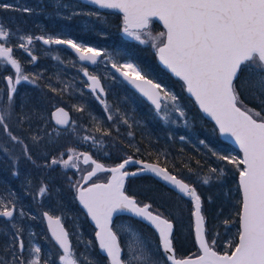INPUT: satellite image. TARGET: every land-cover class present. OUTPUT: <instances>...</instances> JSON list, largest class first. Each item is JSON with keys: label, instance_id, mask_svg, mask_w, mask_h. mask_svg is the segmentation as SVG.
Segmentation results:
<instances>
[{"label": "snow or ice", "instance_id": "6c2138e0", "mask_svg": "<svg viewBox=\"0 0 264 264\" xmlns=\"http://www.w3.org/2000/svg\"><path fill=\"white\" fill-rule=\"evenodd\" d=\"M101 9H116L123 13V32L141 44L150 41L156 49L159 60L177 77L184 81L187 91L195 97L200 109L215 120L219 131L233 137L243 152V157L219 155L218 159L227 161L239 169V188L242 192L240 201L238 242L231 254L221 255L215 251V240L209 241L206 219L202 213L201 196L195 187L177 179L166 168L159 164L145 163L132 156L123 159L114 167H105L91 155L77 153L75 149L68 150L67 159H52V165H62L64 168H79V161L92 165L87 174L82 177L83 184H88L97 173L108 172L111 175L106 182H92L87 187L77 182L75 185L77 198L87 215L95 222V236L99 249L106 253L109 264H160V260L147 248L137 229L131 224L121 226V231L133 241H139L141 250L128 259H122V248L117 232L113 230V216L119 212H128L134 218L147 221L158 232V251H162L161 259L171 264H264V107L260 111L250 108L241 98L238 87L250 85L253 94L264 105V0H90ZM2 8L12 5L0 4ZM30 12L31 9H23ZM153 18L163 22L166 29L156 36L152 35ZM11 32L0 24V63L11 66L13 75L5 77L6 89L4 99L0 100V132L5 133L10 141L22 145L24 155L31 160L29 146L17 135H13L9 121L15 112L14 96L17 85L21 82L35 83L36 77L25 75L20 61L13 56V47L6 46ZM35 39L44 44L66 45L79 54L81 61L97 63L104 55L101 50L87 47L74 40L45 39L43 36ZM24 41L17 44L35 61L29 45L33 43L32 36L20 37ZM108 59H111L108 57ZM112 68L119 72L125 80L147 97L156 108L161 110V99H170L173 104L177 98L167 92L161 84L148 79L140 67L130 61L112 63ZM93 94L105 106L108 105L101 94L104 87L100 78L89 74L83 69ZM245 79L241 82L240 78ZM56 91V89H51ZM83 111V107H78ZM184 115L178 107L175 109ZM58 125L68 126V113L63 108L53 113ZM167 116L165 115V119ZM107 119L112 120V115ZM127 123V121H124ZM95 131L102 132L97 124ZM103 135H111L103 131ZM33 145H38L43 139L39 134L30 135ZM183 139V137H182ZM84 140L99 143L96 137L85 136ZM203 143V141H201ZM7 151V149H5ZM137 152L140 150L137 148ZM215 154V153H214ZM63 155V154H62ZM142 165L137 171L129 172L127 167ZM243 166V167H241ZM212 173H219L211 169ZM150 172L166 181L193 203L194 234L201 251L196 259H179L176 257L173 245V222L164 217L159 211L152 210L150 203L140 204L136 198L125 190L128 177L139 173ZM16 174V173H14ZM211 176L203 178L208 184ZM47 186H42L37 193L43 197L47 194ZM19 211L14 204L5 203L0 198V217L11 221ZM51 237L62 255L58 259L62 264H81L72 250L69 234L61 223V218L45 212ZM227 224L228 221H225ZM14 226V225H13ZM22 230L17 228L11 242L10 258L0 259V264H49L50 257L42 261L41 248L30 249L31 255L25 257V245L19 239ZM90 243V242H89ZM228 247H233L229 241ZM83 264H97L88 255H83Z\"/></svg>", "mask_w": 264, "mask_h": 264}, {"label": "rangeland", "instance_id": "374dc122", "mask_svg": "<svg viewBox=\"0 0 264 264\" xmlns=\"http://www.w3.org/2000/svg\"><path fill=\"white\" fill-rule=\"evenodd\" d=\"M0 4L12 5L7 9L0 7V24L11 32L6 46L13 47V56L20 61L24 74L36 77L35 83L22 81L17 85L14 96L15 112L9 121L13 135L19 136L24 144L29 146L31 160L24 155L21 144L10 141L5 133L0 132V173L17 184L11 192L3 194L0 191V198L5 203L11 202L17 210H22L24 213L21 216L18 211L15 220L7 227L3 220L0 221L1 259L9 258L6 254L11 246L8 229L13 225L15 227V222L26 216L24 210L19 207L24 196L23 192H25V195H28L34 202H38L39 213L41 209L47 210L66 220L72 233V250L80 259L81 264H83V255L92 257L97 264H108L107 259L99 253L94 228L89 224L86 215L75 200L72 181H76V178L72 176L73 174L60 173L62 171L56 169L55 166L52 167L50 163L44 166L45 161H42L43 158H53L51 154L55 152L62 140H66L68 145L62 150L63 155L59 158H67L68 154L65 152L70 148L89 152V148L100 152L105 151V141L102 144H93L91 140H84L85 136H92L91 131L83 122L85 114H88L91 121L96 124H103L107 128L114 127L117 136H124L131 146L143 152H146L147 148L138 144L136 136L129 132L128 127L123 132L120 127L126 124L124 121H127L131 127L139 130L140 137L146 136L151 138L149 140H153L155 135L150 128L147 116L159 121L162 130L166 133L164 138L173 144L176 143L179 151L182 152H177L174 147H171L167 139L162 142L155 141L154 149L163 155V158H160L161 162L169 165L174 175L181 174L179 178L182 180L183 177H187L204 193L206 209H203V213H206L208 223L212 222L209 233L215 239L220 252L231 253L238 242L239 224L235 216L240 211L241 201L238 185L239 169L227 161L218 159V156L228 155L242 158L241 154L232 146L222 142L216 129L209 126L195 112L193 105L181 97V92L184 91L182 88L171 83H163V81L157 82L158 74L148 66V63H143L145 67L143 74L161 84L167 92L177 98L175 104L170 99L164 98L163 107L159 112L130 91L109 70L110 63L132 62V59L141 65L140 61L134 57L136 54L134 47L155 49L151 41L148 44H141L127 36L123 32L122 15L100 11L78 0H0ZM25 8L31 11H23ZM161 27H157L152 22V35L156 36L160 32H165ZM23 36L33 37L29 50L36 57L35 61L31 60L27 52L17 47L18 43L24 42L20 40ZM41 36L45 39H71L87 47L101 50L104 55L97 68L93 70L82 65L73 54L60 45H46L42 40L35 39ZM85 68L89 74L102 78L107 94L101 97L108 105L107 110L88 87L89 81L83 73ZM13 74L14 70L10 65L5 66L0 63V100L4 99L7 91L5 77ZM244 79L245 77L242 76L241 82ZM53 88L56 91H52ZM240 91L251 103L252 108L260 111L264 107L260 100L255 98L254 90L250 85L240 87ZM117 92L118 95H116ZM59 106L70 110L73 116L70 127L64 131L57 130L51 121V111ZM78 107H83L84 110L78 111ZM177 107L183 111V116L175 110ZM137 114L144 119L138 118ZM108 115H112L113 119H107ZM36 134L42 136L43 139L38 145H33L29 137ZM115 143L114 147H117L118 143L116 141ZM187 150L190 151L189 155L184 154ZM190 155H194L198 160L196 162L187 161L182 167L180 158H192ZM211 169H217L219 178H217V173L210 171ZM85 170L86 168L81 167L79 172L83 173ZM208 176L212 179L208 184H204L203 178ZM96 179L105 181L107 176L101 175ZM45 185L48 189L47 194L38 199L37 193ZM128 189L133 195H140L145 200L155 202L161 210L168 213L176 224V243L183 248H192L191 205L186 204L180 199L181 197H177V194L170 192L172 195L159 188L152 179L129 182ZM225 221L228 223L226 224ZM124 224H131L138 230L143 242L160 260V264H169L161 259L163 254L158 251L159 240L152 232L141 228L126 217L116 221L114 225L125 251L123 259L136 255L142 247L139 241L131 240L120 230ZM229 241L232 242L233 247H228ZM42 245L46 250L45 254L42 253ZM31 247L41 248L42 261L50 257L49 264H62L58 259L62 253L53 243L43 242L41 244L33 238ZM199 254L200 252L197 251L195 256ZM30 255L31 253L28 254ZM24 256L28 257L25 254Z\"/></svg>", "mask_w": 264, "mask_h": 264}, {"label": "trees", "instance_id": "16d2710c", "mask_svg": "<svg viewBox=\"0 0 264 264\" xmlns=\"http://www.w3.org/2000/svg\"><path fill=\"white\" fill-rule=\"evenodd\" d=\"M122 23H123V18H122ZM154 23H155V25L157 27H159V28L161 27L158 23H156V22H154ZM134 52L136 53L134 57H136L140 61V63H141V67H142L143 73L145 71V67H144L143 63L144 64H147L148 63V66L151 69H153L155 73L158 74L157 77H158L159 80L157 82L160 83L161 81H163V83H166V82L167 83H171L172 85H174L176 87L179 86L180 88H182L184 91H183V93L181 92V97L183 99H186L187 101H189L193 105L195 112L200 117L203 118L202 114L198 110V108H197L196 104L194 103V101L192 99H190L186 95L185 89H184V85L182 84V82H180L179 80L174 79L169 73H167L163 68H161V66L159 65V63L157 61L156 53H155V51H154V49L152 47H150V48H143V47L136 48V47H134ZM133 60H135V59H133ZM238 90L240 91V87H238ZM240 93H241V98L244 100L245 104H247L248 107L252 108L251 103L245 98L244 94H242L241 91H240ZM116 95H118V92H117ZM115 105L117 106V102H115ZM115 105H113V107H115ZM137 117L138 118L140 117L141 119H144L139 114H137ZM147 117H148L147 120L150 123V128L153 130V133L155 135V137L152 138L153 140H149L151 138H149V137L147 138L146 136L145 137H140L139 130L134 129V127H131L128 124V122L120 127L121 132L126 131L127 130V127H128L129 132L132 133V134H134L136 136V138L138 140V144L140 143L142 146H145L147 148L146 152H143V150L137 152L136 151L137 148L135 146H131L127 142V140L124 139V136L123 137H120V136H117L116 135V132H115V128L114 127L107 128L103 124H98L101 127L102 132L103 131H110L111 132V135H108V136L103 135L102 132L95 131V128L97 127V124L94 123L93 121H91V119L89 118V115L88 114L87 115L85 114V117H84V121L83 122L86 125V127L91 131L92 136L97 138V141H99L98 144H102L103 141H105V143H106L105 144V151L104 152H100V151L94 150L92 148H89L90 152L89 151H87V152H89L97 160H100V161L104 162L105 164H109V165H111V164H117V163L121 162L123 159L127 158L128 156H132V157L142 158V159H144L146 161L158 163V164L162 165L163 167L167 168L169 171H173L169 165L165 164L164 162H161L160 158H163V155L161 153H159L157 150H155L154 149V146H153V143L155 141L162 142V141L166 140L167 138H164V136H165L166 133L162 130V128H161V126L159 124L160 123L159 121H157L154 117H153V119H151L149 116H147ZM205 121H206V123L209 126H211L212 128L216 129L219 139L222 142H224L220 138L219 133H218V130L215 127V125L213 123L207 121V120H205ZM115 141L118 143L117 147H114V145L116 144ZM167 141L169 143H171V141H169L168 139H167ZM70 143H72V141H70ZM224 143H226L227 145H230L227 142H224ZM67 145L68 144H67V141L66 140L60 141L59 144H58V146H57V148L55 149V152L51 154L53 158H43L42 161H45L44 162L45 164L43 163L44 166H47V164L50 163L52 159H67V158H59V157H62V153L61 152H62V150ZM176 145H177L176 143H174V144L171 143V147H174L177 152L182 153L181 150L179 151V149H178V147ZM68 150L65 152L66 154H68ZM75 150L77 151V153H82L83 151H86V150L80 151V150H78L76 148H75ZM236 151H238V150H236ZM185 153H186V155H189L190 154V151L187 150L186 152H184V154ZM190 157H192V158H180V165L182 167H184L183 165L186 164L187 161H189V162H196V160H198V158H196L194 155H190ZM50 165L52 167L55 166L56 169H60L62 171L60 173H63L64 172V173H68V174H71V175L73 174L72 176L76 178V181H72L73 187H75V185H76L77 182H80L81 175L80 176H76V174L74 172L75 171L74 168H70V167L69 168H64L62 165H59V164L58 165H52L50 163ZM101 175H106V174H101ZM180 175L181 174H179V176ZM176 176H178V175H176ZM149 179H152L158 185L159 188H162L163 190L167 191L168 193L173 192L168 187H166L164 184L160 183L159 181H157L153 177L147 176V175L146 176H138V177H135V178H130L128 181L129 182H132L134 180H144V181H147ZM183 180L186 181L187 183L193 185L197 189L199 195L201 196L202 202L203 203L204 202L206 203L204 193L201 192L198 189V187L193 182H191V180H189L187 177H183ZM6 182H8V184H6ZM129 182H127L126 192L127 193L129 192L131 196L135 197L137 199V202L138 203H140V204L150 203L152 205V210L159 211L164 217H166V218H168V219H170V220L173 221L172 217L168 213H166L165 211L161 210L159 208V206L155 202H152L150 200H145V198L143 196H140V195L139 196L138 195L137 196L136 195H133L131 193V191L128 189ZM13 187H17V184L15 182H13L12 180H10L6 175H1V173H0V191L3 194L4 193H8V192H11L12 191V188ZM170 194H172V193H170ZM177 197L180 198L181 196L178 195ZM180 199L183 200V201H185L186 204L191 205L192 211H193L192 202L190 200L184 199L182 197ZM205 203L203 204L202 210L203 209H206L205 208L206 207L205 206ZM239 208H240V206H239ZM205 214H204V216H205V219H206V229H207V234H209L207 236H208V239H210L209 241H212V240H215V239H213L211 237V235L209 233V230L211 231L212 222H209L208 223L207 216ZM235 218L238 220V224L240 226L239 215L236 214ZM130 219L132 221H134L137 225H139L141 228L148 229L158 239L157 234L150 227L146 226L145 224L141 223L138 220H135L133 218H130ZM174 224H175V222H174ZM175 226H176V224H175ZM176 234L177 233H176V228H175V232L173 234V241H174V245H175V249H176L177 255L178 256H182V257H194L197 254V251H199L197 249V246H196V243H195L194 234H193V239L191 238L192 248H183L179 244H177L176 243V240H175L176 239ZM218 248L219 247L216 245V241H215V250H217L218 252H220V250ZM221 253H223V252H221Z\"/></svg>", "mask_w": 264, "mask_h": 264}, {"label": "water", "instance_id": "95a60500", "mask_svg": "<svg viewBox=\"0 0 264 264\" xmlns=\"http://www.w3.org/2000/svg\"><path fill=\"white\" fill-rule=\"evenodd\" d=\"M79 1H81L82 3H84V4H86V5H89V6H93V7H96L97 9H99V10H109V11H113V12H116V13H119V14H121V15H123V13L122 12H120L119 10H116V9H101V8H99V6L98 5H94V4H92L91 2H90V0H79ZM153 20H155L156 22H158L163 28H164V30L166 31V29H165V27H164V25H163V22H161V21H159L157 18H153ZM61 47H63V48H65L67 51H69V52H71V54H73L78 60H79V62L81 63V64H83V65H86V66H88V67H90V68H94L98 63H99V60L101 59V57H99L98 59H97V63L96 64H92L91 62H89V61H81L80 59H79V54L78 53H76L73 49H71L70 47H68V46H66V45H60ZM155 53H156V50H155ZM156 58H157V61H158V63H159V65L161 66V68H163L167 73H169L174 79H176V80H179L180 82H182V84L184 85V89H185V93H186V95L190 98V99H192L193 101H194V103L196 104V106H197V108H198V110L200 111V113L202 114V116H203V118L205 119V120H207V121H209V122H211V123H213L214 125H215V127L217 128V130H218V133H219V136H220V138L224 141V142H227V143H229L231 146H233L236 150H238L239 152H240V154H241V157H243V152H242V150L240 149V147H239V145L235 142V140H234V138L233 137H230V136H226V135H224V134H222L220 131H219V126L216 124V122H215V120L214 119H212L208 114H206L205 112H203V110L202 109H200V107H199V104L196 102V100H195V97L194 96H192L188 91H187V88H186V85H185V83H184V81L183 80H181L179 77H177L173 72H171V70L169 69V68H167L160 60H159V57H158V55H157V53H156ZM112 65V64H111ZM110 65V67H111V69H112V71H113V73L116 75V77L128 88V89H130L132 92H134L135 94H137V95H139L148 105H150L151 107H153L155 110H156V108H155V105L147 98V97H145L138 89H136L133 85H131L130 83H128V81L127 80H125L124 79V77H122L121 75H120V73L119 72H116V70L115 69H113L112 68V66ZM7 77V76H6ZM101 81V80H100ZM5 82H6V80H5ZM89 84H90V81H89ZM101 84H102V86L104 87V85H103V82L101 81ZM104 90H105V87H104ZM106 94V90L104 91V94H101V96H104ZM163 101H164V98H162L161 99V109H162V107H163ZM59 108H63L64 110H65V112H67L68 113V126L67 127H65V126H63V125H58V124H56V122H55V117L53 116V113H55L56 111H57V109H59ZM51 121H52V124L58 129V130H66V129H68L69 127H70V125H71V123H72V114H71V112H70V110H68L67 108H65V107H63V106H59V107H56V108H54L52 111H51ZM82 153H85V154H87V155H91L90 153H88V152H82ZM92 156V155H91ZM92 158L94 159V157L92 156ZM134 159H136V160H142V159H139V158H137V157H133ZM96 160V159H95ZM142 161H144V160H142ZM97 162H99V163H103V162H101V161H98L97 160ZM145 163H154V162H150V161H144ZM81 163L83 164V162H82V158H81ZM104 164V163H103ZM154 164H157V163H154ZM83 165H85V164H83ZM90 165V164H89ZM105 165V164H104ZM131 166H137V167H142V165H135V164H133V165H131ZM159 166L160 167H163V166H161L160 164H159ZM91 167H92V165H91ZM105 167H114V166H107V165H105ZM129 167V166H128ZM127 167V168H128ZM137 171V170H136ZM167 171L169 172V173H171L168 169H167ZM105 173H108V172H100V173H97V176H99V175H101V174H105ZM87 174V172L86 173H84L83 174V176H85ZM172 174V173H171ZM111 175V173H109V176ZM151 176V177H153L154 179H156L157 181H159L160 183H162V184H164L166 187H168L171 191H173V192H175L176 194H178L179 196H181V197H183L181 194H179L178 193V191L174 188V186H172V185H170L169 183H167L166 181H164V180H162L160 177H158V176H156L155 174H153V173H150V172H143V173H139L138 175H136V176H130V177H128V178H132V177H138V176ZM172 175H174V174H172ZM96 176V177H97ZM176 176V175H175ZM96 177H93V180L96 178ZM177 177V176H176ZM128 178H127V180H128ZM177 179H181V178H179V177H177ZM92 180V181H93ZM127 180H126V182H125V187H126V184H127ZM92 181H89L88 182V184H83V180H81V184H83V186L84 187H87L89 184H91L92 183ZM184 181V180H183ZM95 182H99V183H103V182H106V181H95ZM185 182V181H184ZM185 183H187V182H185ZM189 184V183H188ZM238 184H239V177H238ZM189 185H191V184H189ZM191 186H193V185H191ZM194 187V186H193ZM240 189V188H239ZM197 190V189H196ZM240 192H241V190H240ZM197 193H198V191H197ZM199 194V193H198ZM184 199H187V200H190L189 198H187V197H183ZM76 200H77V203L79 204V206L81 207V209L83 210V212L85 213V215L87 216V218H88V221H89V223H90V225L95 229V231H98V229L96 228V225H95V222L94 221H92V219H91V217L90 216H88L87 215V211H86V209H84L83 208V205H81L80 204V202H79V200H78V198H77V193H76ZM137 200V199H136ZM241 200H242V192H241ZM201 201H202V198H201ZM192 206H193V203H192ZM202 207H203V203H202ZM202 213H203V211H202ZM204 215V214H203ZM121 216H127V217H131V218H133V219H136V220H138V221H140V222H142V223H144L145 225H147V226H149L151 229H153L154 230V232L157 234V236H158V232L155 230V228H154V226H152L151 224H149L147 221H143V220H140V219H138V218H134L130 213H128V212H119V213H116V214H114V216H113V226H114V224H115V221H116V219L118 218V217H121ZM44 219H45V223H46V226H47V229H48V231H49V234H50V237H51V231H50V229H49V227H48V221H47V218L44 216ZM192 219H193V233H194V227H195V223H194V217L192 216ZM173 222V221H172ZM62 223V222H61ZM173 224H174V222H173ZM64 227V226H63ZM205 227H206V223H205ZM65 229V228H64ZM113 230H114V227H113ZM115 231V230H114ZM174 232H175V224H174V230H173V234H174ZM96 233V232H95ZM118 235V234H117ZM118 238H119V242H120V245H121V248H122V256H121V258L123 259V256H124V248H123V246H122V244H121V239H120V237L118 236ZM159 238V237H158ZM51 239H52V241L55 243V245L59 248V245L58 244H56V242L54 241V239L51 237ZM194 239H195V234H194ZM69 241H70V239H69ZM95 241H96V243H97V246H98V250H99V253L103 256V257H105L106 258V253H103L100 249H99V245H98V240L96 239V236H95ZM70 243H71V241H70ZM195 243H196V246H197V248H198V250H199V252H200V254L199 255H201L202 253H201V251H200V249H199V247H198V242L196 241V239H195ZM173 245H174V243H173ZM175 248V247H174ZM60 249V248H59ZM61 251H62V249H60ZM215 251H217V250H215ZM162 252V251H161ZM218 252V251H217ZM220 253V252H219ZM163 254V253H162ZM175 254H176V257L177 258H179V259H188V258H192V259H196L199 255H197V256H195V257H178L177 256V253H176V250H175ZM221 255H223L224 253H220ZM229 254V253H228ZM107 259V258H106ZM169 264H171V262L170 261H167ZM109 263V262H108Z\"/></svg>", "mask_w": 264, "mask_h": 264}, {"label": "flooded vegetation", "instance_id": "af4514ba", "mask_svg": "<svg viewBox=\"0 0 264 264\" xmlns=\"http://www.w3.org/2000/svg\"><path fill=\"white\" fill-rule=\"evenodd\" d=\"M154 22V21H153ZM102 60V57H101V59H100V61ZM100 61H99V63H100ZM98 63V64H99ZM132 63H135L138 67H140L141 69H142V67H141V65L137 62V61H135V60H133L132 59ZM98 64L94 67V68H90V67H88V66H86V65H84V66H86V67H88V68H90V69H96L97 68V66H98ZM112 63H110L108 66H109V70L111 71V73L114 75V76H116L114 73H113V71H112V69H111V67H110V65H111ZM83 65V64H82ZM143 71V70H142ZM96 76H98V75H96ZM99 78H100V80L102 81V78L100 77V76H98ZM103 82V81H102ZM104 84V83H103ZM105 90H106V88H105ZM106 95V94H105ZM104 95V96H105ZM138 158V157H137ZM96 159V158H95ZM139 159H142V158H139ZM97 160V159H96ZM142 160H144V159H142ZM98 161H100V160H98ZM123 161V160H122ZM121 161V162H122ZM144 161H146V160H144ZM102 162V161H101ZM79 163V168L77 169V168H74V172H75V174H76V176H80L81 175V180H82V176H83V174L84 173H86L87 171H89L90 170V168H91V165H83L82 163H81V161H79L78 162ZM104 163V162H103ZM120 163V162H119ZM105 164V163H104ZM118 164V163H117ZM117 164H111V165H109V164H105V165H107V166H116ZM81 167H84V168H86V170L83 172V173H81V172H79V169L81 168ZM140 167H137V166H129L126 170L127 171H129V172H132V171H136V170H138ZM72 170V169H71ZM106 174V176H107V178L109 177V173H105ZM132 178H135V177H132ZM130 178H128V180H129ZM81 180H80V182H81ZM107 180V179H106ZM105 180V181H106ZM127 180V182H129ZM95 181H102V180H97V179H95L93 182H95ZM79 182V183H80ZM126 186H127V184H126ZM73 190H74V192H75V200H76V188L75 187H73ZM125 190H126V187H125ZM18 191H20V189H18ZM23 198L21 199V203L19 204V207H21L23 210H24V212L26 213V216H25V218H21L20 220H18V221H16L15 222V227L14 226H12L10 229H8V232L10 233V238H11V241L10 242H12V240H13V238L15 237V235H16V229L17 228H19V229H21L22 231L19 233V239H21V240H23V242H24V245H25V251H24V253H23V255L25 254V255H27L28 256V254L30 253V249H32V247H31V241H32V239L33 238H36V240L39 242V243H43V242H51V243H53L54 245H55V243L52 241V239H51V237H50V234H49V231H48V229H47V226H46V223H45V219H44V215H43V213H45V212H47V213H49L50 215H52V216H54V217H56V216H58V215H56V214H54V213H52V212H50V211H47V210H40V213H39V204H38V202L36 201V202H34L28 195H25V192H23ZM38 199H40V196H38ZM76 202H77V200H76ZM78 204V203H77ZM78 206H79V204H78ZM79 208L81 209V207L79 206ZM81 211L83 212V210L81 209ZM84 213V212H83ZM58 214V213H57ZM85 214V213H84ZM18 215V212L16 213V214H14V217H13V219L11 220V221H9V220H7V218H4V217H0V221H4V223H5V225H6V227L8 226V224H11L14 220H15V218H16V216ZM59 217V216H58ZM124 217H126V218H129V217H127V216H121V217H118L117 219H116V221H118V220H120L121 218H124ZM61 218V217H60ZM61 222H62V224H63V226H64V228H65V230L68 232V234H69V239H70V241H71V243H73V240H72V233L70 232V230H69V227H68V225H67V222H66V220L64 219V218H61ZM89 222V221H88ZM90 224V223H89ZM115 225V224H114ZM43 246V245H42ZM56 246V245H55ZM71 246H72V244H71ZM11 248V246L9 247V249ZM56 248L62 253V251L56 246ZM45 248H44V246H43V248H42V253L43 254H45ZM6 254H7V256L10 258V251L9 250H7L6 251ZM0 259H1V257H0Z\"/></svg>", "mask_w": 264, "mask_h": 264}]
</instances>
